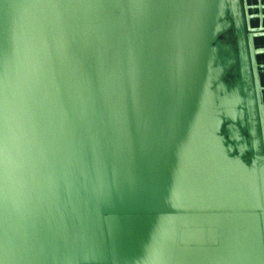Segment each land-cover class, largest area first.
I'll return each instance as SVG.
<instances>
[{
	"label": "water",
	"instance_id": "water-1",
	"mask_svg": "<svg viewBox=\"0 0 264 264\" xmlns=\"http://www.w3.org/2000/svg\"><path fill=\"white\" fill-rule=\"evenodd\" d=\"M0 264H264V0H0Z\"/></svg>",
	"mask_w": 264,
	"mask_h": 264
}]
</instances>
